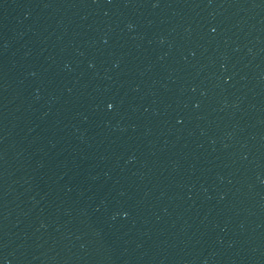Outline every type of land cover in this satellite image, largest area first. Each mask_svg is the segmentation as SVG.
<instances>
[{"label":"water","instance_id":"95a60500","mask_svg":"<svg viewBox=\"0 0 264 264\" xmlns=\"http://www.w3.org/2000/svg\"><path fill=\"white\" fill-rule=\"evenodd\" d=\"M0 264H264V0H0Z\"/></svg>","mask_w":264,"mask_h":264},{"label":"snow or ice","instance_id":"6c2138e0","mask_svg":"<svg viewBox=\"0 0 264 264\" xmlns=\"http://www.w3.org/2000/svg\"><path fill=\"white\" fill-rule=\"evenodd\" d=\"M107 106H108L109 108H112V107H113V105H112V104H108Z\"/></svg>","mask_w":264,"mask_h":264}]
</instances>
